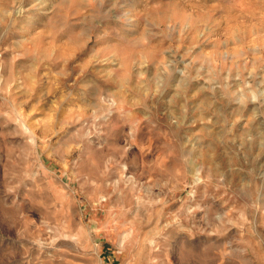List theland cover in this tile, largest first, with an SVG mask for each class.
<instances>
[{"label":"rangeland","instance_id":"obj_1","mask_svg":"<svg viewBox=\"0 0 264 264\" xmlns=\"http://www.w3.org/2000/svg\"><path fill=\"white\" fill-rule=\"evenodd\" d=\"M0 264H264V0H0Z\"/></svg>","mask_w":264,"mask_h":264}]
</instances>
